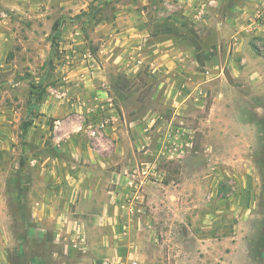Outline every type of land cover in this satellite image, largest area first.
<instances>
[{
	"label": "rangeland",
	"instance_id": "rangeland-1",
	"mask_svg": "<svg viewBox=\"0 0 264 264\" xmlns=\"http://www.w3.org/2000/svg\"><path fill=\"white\" fill-rule=\"evenodd\" d=\"M124 13L146 32L129 53L101 25ZM168 40L176 62L155 71ZM171 69L195 83L172 90L186 130L169 158ZM105 91L152 136L178 203L118 228L123 257L101 264H264V0H0V264H97L38 218L69 143L94 140L85 127Z\"/></svg>",
	"mask_w": 264,
	"mask_h": 264
},
{
	"label": "crops",
	"instance_id": "crops-1",
	"mask_svg": "<svg viewBox=\"0 0 264 264\" xmlns=\"http://www.w3.org/2000/svg\"><path fill=\"white\" fill-rule=\"evenodd\" d=\"M135 23L137 21L131 18L130 13H124L116 17L111 25L113 29L108 24L101 25L106 37H116L122 47L121 52L129 53L145 41L146 32ZM110 43L111 40H108L106 46L109 47ZM154 47L157 57L152 62V68L155 71L167 70V66L176 62V49L169 40L158 42ZM165 58H170V62L165 64ZM177 59L183 61V58ZM169 72L171 76L164 84L166 93L170 92L167 101L175 111L169 124L170 130L162 138V143L165 154L172 158L165 149L167 140L172 134L179 138L186 130L173 123L181 114L182 96L172 92L174 89L178 92L183 82L187 87L193 85L195 76H190L188 72L183 75L172 69ZM188 76L191 79H187ZM109 101L103 112L94 116L92 113L96 112H91L93 119L85 127L89 135L90 127L96 128V134L91 135L94 140L69 143L71 161L58 162L60 169L53 174L58 187L46 191L42 215L38 218L42 229L50 224L65 239L79 238L74 245L89 249L97 264L115 257L118 260L124 254L126 246L120 241L128 232H119L118 228L123 229L124 226L130 230L133 224H147L145 211L155 210L163 204L167 208L178 203V195L172 185L162 182L156 155L159 149L153 146L152 136L138 120L130 119L126 110L113 107L112 98L109 97ZM148 153L156 156L150 157ZM142 211L144 214L138 215ZM73 213H87L88 217L74 216ZM106 228L111 229L112 234L105 233Z\"/></svg>",
	"mask_w": 264,
	"mask_h": 264
},
{
	"label": "built area",
	"instance_id": "built-area-1",
	"mask_svg": "<svg viewBox=\"0 0 264 264\" xmlns=\"http://www.w3.org/2000/svg\"><path fill=\"white\" fill-rule=\"evenodd\" d=\"M56 124H57L56 126H58L59 121H56ZM80 128L82 129L83 126H80ZM90 129H91L90 134L94 136L96 134V128L93 126V127H90ZM171 136L172 137H170V139L167 140L165 149L168 151L171 157L182 156L183 150L178 147V144H176L178 143L177 142L178 137L174 136L173 134ZM131 210L134 211V208H131Z\"/></svg>",
	"mask_w": 264,
	"mask_h": 264
},
{
	"label": "trees",
	"instance_id": "trees-1",
	"mask_svg": "<svg viewBox=\"0 0 264 264\" xmlns=\"http://www.w3.org/2000/svg\"><path fill=\"white\" fill-rule=\"evenodd\" d=\"M61 27H62V24H61L60 22H55L54 25H53V30H54L53 41H54V43H55L57 37H58V36L60 35V33H61ZM164 29H165V28L162 27V28H160V30H159V29H156L155 31H156L157 33H160V32H161L162 30H164ZM38 96H40V94H39ZM37 99H38V98H37Z\"/></svg>",
	"mask_w": 264,
	"mask_h": 264
}]
</instances>
